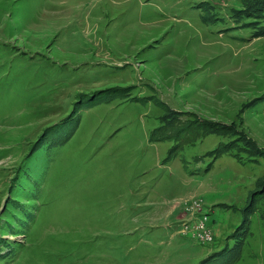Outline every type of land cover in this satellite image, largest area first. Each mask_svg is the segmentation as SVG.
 I'll return each instance as SVG.
<instances>
[{
    "label": "rangeland",
    "instance_id": "rangeland-1",
    "mask_svg": "<svg viewBox=\"0 0 264 264\" xmlns=\"http://www.w3.org/2000/svg\"><path fill=\"white\" fill-rule=\"evenodd\" d=\"M259 10L0 0V264H264Z\"/></svg>",
    "mask_w": 264,
    "mask_h": 264
},
{
    "label": "built area",
    "instance_id": "built-area-1",
    "mask_svg": "<svg viewBox=\"0 0 264 264\" xmlns=\"http://www.w3.org/2000/svg\"><path fill=\"white\" fill-rule=\"evenodd\" d=\"M192 206H187L186 210L188 213L192 215V218L188 221H181V225L184 226V232L189 228V226L196 228L198 230V239L202 242H205V239H209V228L207 227L206 220H207V215H198L195 213L191 212ZM194 220L192 224H190L191 220Z\"/></svg>",
    "mask_w": 264,
    "mask_h": 264
},
{
    "label": "trees",
    "instance_id": "trees-1",
    "mask_svg": "<svg viewBox=\"0 0 264 264\" xmlns=\"http://www.w3.org/2000/svg\"><path fill=\"white\" fill-rule=\"evenodd\" d=\"M237 1L240 2V3H244L247 7L260 9L259 11L264 13V0H237ZM170 113H172V112H170ZM164 118H166V119H164ZM165 120H167V117H163L161 119V121L166 124V122H168V121L165 122ZM161 129H163V125L159 126L158 128H156L153 131L152 137H153L154 140H158L155 135L158 132V130H161ZM159 138H160V136H159Z\"/></svg>",
    "mask_w": 264,
    "mask_h": 264
}]
</instances>
